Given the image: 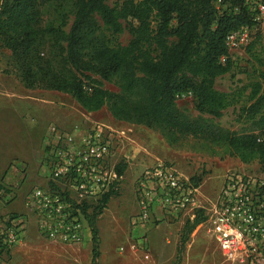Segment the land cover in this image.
Instances as JSON below:
<instances>
[{
    "label": "trees",
    "instance_id": "1",
    "mask_svg": "<svg viewBox=\"0 0 264 264\" xmlns=\"http://www.w3.org/2000/svg\"><path fill=\"white\" fill-rule=\"evenodd\" d=\"M118 1L110 7L107 0H0V46L11 53L24 88L68 95L88 114L105 109L113 120L154 130L170 144L201 140L224 156L264 168L260 135L230 132L202 117L219 119L232 105L214 84L233 65L225 44L228 34L256 25L247 1ZM50 4L63 11L59 25L42 22L43 7ZM69 16L73 21L66 33ZM104 32L112 40L127 32L130 41L125 46L113 44ZM101 81L112 83L117 91L104 89ZM182 95L191 97L198 118L178 109L177 98ZM251 101L239 117L264 133V92ZM126 168L125 163L118 167L120 176ZM191 182L197 187L201 178ZM115 193L90 204L91 213L84 210L91 233V264H97L99 256L97 219ZM205 219L198 212L185 223L179 256ZM4 250L8 248L0 238V252Z\"/></svg>",
    "mask_w": 264,
    "mask_h": 264
},
{
    "label": "rangeland",
    "instance_id": "2",
    "mask_svg": "<svg viewBox=\"0 0 264 264\" xmlns=\"http://www.w3.org/2000/svg\"><path fill=\"white\" fill-rule=\"evenodd\" d=\"M118 2V0H107V5L113 7ZM63 15V11L57 9L55 4L45 5L42 22L45 25L53 21L59 25ZM65 21L66 26L63 30L67 33L73 18L69 16ZM250 32L249 44L238 51L229 53L233 64L232 68L227 74L217 78L214 84L216 91L229 96L232 105L223 111V115L219 119H212L206 115L202 117L230 132L254 133L261 137L264 133L256 130L250 121L239 117L241 108L251 104L252 96L256 94L260 96L264 92V79L261 77V73H264L262 63L264 61V23L255 25ZM104 33L110 38L109 33ZM129 41L130 36L127 32L111 39L113 44L121 46L127 45ZM221 60L225 62V58ZM0 84L5 85L4 90L26 97V100H19V103L12 102L19 107L15 110L18 115H13V111L5 106L7 102H0V186L10 190L8 199L0 194V232L6 227L10 218H17L25 213L24 195L32 187L40 184L38 172L47 129L51 125L60 127L57 119L60 121L61 117L66 114L76 120L73 125L86 117L94 121L131 127L133 130V143L125 144L120 148L122 157L127 160V168L115 195L110 198L108 206L99 219L103 243L110 245L116 237L117 248H124L123 253L115 250L118 258L116 257L117 259L110 264H129L121 258L130 252L125 243L128 239L135 240L136 243L143 236V231L140 230L142 233L140 238L132 239L131 237L133 230L130 220L138 213L133 186L136 177L143 168L151 166L156 160L172 164L178 172L190 180L200 177L199 195L206 208H209V204L216 198L222 184L220 181H223L226 174L244 172L264 176V168L257 162L243 164L237 158L222 155L219 149L207 146L201 140L187 138L170 144L154 130L113 120L105 109L88 114L83 112L68 95L40 89L28 90L20 81L17 69L12 62L11 53L1 46ZM101 85L106 90L117 91L112 83L101 81ZM0 91L3 89L1 88ZM177 107L191 119L200 116L195 110L190 96L179 98ZM56 110L58 113L51 116ZM5 173L6 177H4ZM89 210L87 209V212L91 213L93 207ZM188 220L191 222L192 218L182 219L169 225H161L155 228L156 230H148L146 237H149V233H156L158 239H162L163 234L167 239L172 236L171 238L177 242L178 255V243L182 238L183 226ZM170 226L171 230L166 232L165 228L168 229ZM83 247L70 249L47 245L37 239L33 226H29L22 244L0 252V264H76V262L77 264H89ZM146 247L151 256L147 262L157 264L156 257L151 254L152 246L148 241ZM175 264L225 263L218 249L200 225L190 234L188 243L181 255L177 256Z\"/></svg>",
    "mask_w": 264,
    "mask_h": 264
},
{
    "label": "built area",
    "instance_id": "3",
    "mask_svg": "<svg viewBox=\"0 0 264 264\" xmlns=\"http://www.w3.org/2000/svg\"><path fill=\"white\" fill-rule=\"evenodd\" d=\"M246 1L254 12V23H264V0ZM250 30L245 27L228 34L225 44L229 53L249 44ZM83 122L81 128L51 125L47 129L38 172L40 184L24 195L25 213L8 220L0 232L4 247L22 244L29 226L37 239L55 248L76 249L87 242L84 210L117 191L122 180L117 169L127 163L120 148L133 143V130L86 117ZM260 139L264 142V134ZM133 188L138 213L130 226L143 231V239L140 246L129 249L142 251L145 261L151 259L146 247L148 230L193 219L203 212L206 219L201 227L225 264H264V176L226 174L209 208L202 203L200 186H194L168 162L156 160L143 168ZM9 193L5 187L0 190L6 198ZM117 251L123 253L124 248Z\"/></svg>",
    "mask_w": 264,
    "mask_h": 264
},
{
    "label": "crops",
    "instance_id": "4",
    "mask_svg": "<svg viewBox=\"0 0 264 264\" xmlns=\"http://www.w3.org/2000/svg\"><path fill=\"white\" fill-rule=\"evenodd\" d=\"M0 87L3 89V91H0V102H2V103L7 102V104L5 103V106H8L10 108V110L13 111L12 112L13 115H18V112H15V110L19 109V107L12 102L19 103L18 102L19 100H22V99L26 100V97L21 96L18 93H11L9 90H6V89L4 90V87H5L4 84H0ZM56 113H58L57 110L54 111L51 116H53ZM11 119H12V117H11ZM74 122L76 123V120H74L72 117H69V115H67V114L65 116L63 115L61 117L60 121H59V119H57V123L59 124V126L66 128V129H71L72 127H75V126H78L79 128L84 126L83 120H78L77 121L78 123L76 125H73ZM26 130H24V131L26 132ZM4 177H6V173H5ZM220 182H223V181L221 180ZM100 217L97 219V222H96V226H97V229L99 231V237H98L99 240H98V245H97V251H98L99 256L96 260V263L97 264H110L113 260H116L118 258L117 254L115 253V250L117 251V249H118L117 248V241H116V237H115V239L110 243V245L103 243V241L101 239L102 228L99 225ZM170 228H171V226L168 227V229L165 228L166 232L168 230L170 231L171 230ZM132 232H133V233H131L132 239H138L142 236L141 231L138 229H135ZM164 235L165 234H163L162 239L161 238L158 239L156 233H149V237H146V243L148 241V243L151 244V246H152V253L151 254H153L154 257H156L157 264H175V262L177 260V256H178L177 255V242L175 241V239L171 238L172 236L169 239H167V237H165ZM113 237H111V238H113ZM86 240H87V242L85 243V245L82 249L87 254L86 259L88 260L89 264H91L92 242H91V233H90L89 228H88V232L86 234ZM137 242H138V244L133 242L132 240L128 239L126 241L125 245H127L130 248L131 245H133L135 247V246H140L139 244L142 243V241H140V239H138ZM143 256H144V253L140 250H134V251L130 250V252H128V255H124L121 258L123 259V261H127L129 264H150L149 262L144 260ZM74 262H76V261L74 260ZM76 264H77V262H76Z\"/></svg>",
    "mask_w": 264,
    "mask_h": 264
}]
</instances>
